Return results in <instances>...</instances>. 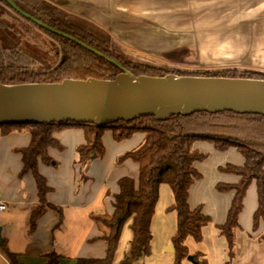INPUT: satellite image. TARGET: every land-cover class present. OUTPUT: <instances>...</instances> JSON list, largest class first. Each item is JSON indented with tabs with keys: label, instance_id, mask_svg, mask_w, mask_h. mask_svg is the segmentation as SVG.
<instances>
[{
	"label": "crops",
	"instance_id": "crops-1",
	"mask_svg": "<svg viewBox=\"0 0 264 264\" xmlns=\"http://www.w3.org/2000/svg\"><path fill=\"white\" fill-rule=\"evenodd\" d=\"M43 1L65 16L86 23L134 55L154 62L181 52H194L201 65L207 67L264 73V0ZM134 135L122 141L125 145L121 146L116 145L110 131L105 132L102 145L106 160L92 161L89 169L83 170L86 165L82 166L76 155V148L85 143L83 130L72 127L56 130L52 136L67 153L58 155L55 149L48 151L56 163L53 170L38 165V173L50 189L45 199L50 208L44 207L30 234L31 211L38 205V198L32 175H19L20 157L14 153L26 148L30 138L26 132L0 134V204L5 207L0 211V239L5 250L15 256L16 264H48V255L57 258V264L104 259L105 246L98 238L108 232L93 219L111 215L112 197L118 192L116 184L121 178H137V166L132 162L118 165L121 157L142 146L145 135ZM83 171H86L85 182L76 191ZM222 181L233 185L238 179ZM203 183L201 179L193 184L188 205L191 210L201 207L202 213L211 219L202 229L200 245L206 246L213 264H222L228 259L227 247L217 226L225 222L233 193L213 191L210 187L215 183L209 184L204 193ZM6 206L10 207L9 211ZM244 208L251 212L252 219L257 208L254 185L247 192ZM241 215L239 227L245 220ZM262 226L258 233L264 229ZM240 232L241 227L237 235ZM258 233L252 232L251 221V245L256 252L260 248ZM0 264H10L1 250ZM251 264H264V254L257 253Z\"/></svg>",
	"mask_w": 264,
	"mask_h": 264
},
{
	"label": "trees",
	"instance_id": "trees-1",
	"mask_svg": "<svg viewBox=\"0 0 264 264\" xmlns=\"http://www.w3.org/2000/svg\"><path fill=\"white\" fill-rule=\"evenodd\" d=\"M21 12L44 24L54 31L68 35L92 50L113 59L103 41L86 35L69 25L65 14L43 0H9ZM8 9L13 11L3 0ZM14 12V11H13ZM15 13V12H14ZM25 20V19H24ZM38 29L47 38L50 52L42 55L62 59L53 70H39L30 56L20 49L5 51L0 48V85H40L60 84L63 81H113L119 74L116 66L104 58L86 51L77 44L58 37L25 20ZM35 47V46H34ZM115 59V58H114ZM134 77L164 78L174 75L154 65H128L126 68ZM186 77L256 80L264 81V73L238 69H215L200 72L198 75H179ZM79 128L84 132V145L76 148V155L82 162L104 158L106 151L102 145L105 131L112 133L117 143L130 139L136 133L145 135L142 146L134 152L127 153L118 160V165L127 161L137 166V178L123 177L117 182L118 192L112 197L111 215L95 217L107 235L98 238L105 246L102 260H78L76 264H112L120 242L123 229L127 226L131 233L128 249L120 264H140L150 255L152 241L151 223L159 199L160 187L166 185L172 196V205L168 209L176 216V230L171 239L174 250V264H181L189 257L185 241L190 237L196 245L202 243V229L211 223V219L202 213L201 207L191 210L188 205L189 191L195 182L202 179L195 165L207 159L194 149L196 142L214 145L217 152L223 153L236 149L243 158V165L235 167L226 165L219 172L234 176L236 184L218 183L215 190L219 194L233 193V199L223 225L217 231L226 243L229 262L235 258L236 235L240 230L239 217L244 208V200L249 188L254 185L257 195V208L252 217V232L257 233L259 225L264 227V117L257 115H237L229 112L215 115L198 113L187 117H172L166 122L155 118L138 120L104 127L83 124H23L0 125V134L26 132L30 141L26 148L15 150L20 157V176L30 173L35 183L38 205L31 211L29 233L32 234L36 221L46 204V195L50 192L46 180L38 173V165L45 167L55 165L48 156L50 149L62 151L53 133L62 128ZM85 165V164H84ZM257 241L264 242V229ZM0 250L9 260L16 264L15 256L8 253L1 240ZM48 264H57V258L47 256ZM191 264H208L203 253L191 256Z\"/></svg>",
	"mask_w": 264,
	"mask_h": 264
},
{
	"label": "water",
	"instance_id": "water-1",
	"mask_svg": "<svg viewBox=\"0 0 264 264\" xmlns=\"http://www.w3.org/2000/svg\"><path fill=\"white\" fill-rule=\"evenodd\" d=\"M3 1L37 27L104 58L74 38L21 12L11 1ZM224 112L264 117V81L173 75L149 78L122 72L113 81L0 85V125L74 123L100 128L140 118L166 122L177 116ZM169 250L174 253L172 246ZM188 262H192L191 257Z\"/></svg>",
	"mask_w": 264,
	"mask_h": 264
},
{
	"label": "rangeland",
	"instance_id": "rangeland-1",
	"mask_svg": "<svg viewBox=\"0 0 264 264\" xmlns=\"http://www.w3.org/2000/svg\"><path fill=\"white\" fill-rule=\"evenodd\" d=\"M64 17L66 18L67 23L74 27L76 30L80 31L83 34H88L104 42L106 49L111 54V56H114L115 59H110L102 54L101 55L106 61L116 66L120 74L122 72H128L126 68L129 64L135 65L136 63L154 65L158 68L164 69L167 72L174 73L173 76L175 77H186L179 75H198L200 74V72L203 71L221 69L201 65V63L199 62L198 55H195L194 52L189 54H186V52H181L180 54L167 56L166 58H162L161 61L159 60L158 62H154L147 58L134 55L125 48L121 47L120 45L103 37L100 33L92 29L86 23H83L71 17ZM0 48L5 51H12L15 49H20L24 51L38 65L39 70L42 71L53 70V68L55 69L62 61V59L59 57H56L57 59H53L52 57L45 56L39 53L40 51L44 53L50 52V47L48 45L47 38L45 37V35L38 29L32 27V25H29L21 16L8 9L2 2H0ZM240 69L245 70L242 68ZM105 132L107 133V131ZM129 142L130 141H128V143ZM116 145L124 146L125 143L120 142ZM194 147L200 154H203L207 157L205 161L197 163L195 165L196 170L202 176V181L204 182V193H207L209 184L215 183L214 185L212 184V186L210 187L213 191H215V186L218 183L231 184L230 182H223L222 180L226 181L227 178H234L235 180L237 179L234 176L222 174L219 172V168L225 167L226 165H232L235 167H240L243 165V158L237 152L236 149L231 148L226 152L220 153L214 149L213 144L207 142H196L194 144ZM107 150L109 155V148H107ZM54 152L58 155H66L67 153L64 148H62V151ZM53 159L54 158H52V160ZM96 160L98 162H102L101 160H106V157ZM92 161H89V163H81L82 166L83 164L86 165L83 170L89 169ZM53 163H55L54 160ZM54 167L55 165L46 168L48 170H53ZM81 175L82 180L78 181L79 185H76V191L81 190V187L85 182L84 180L86 176V171H83ZM194 184H196V182ZM171 205V192L166 185H163L160 187L159 190V199L151 223L152 241L150 247V255L146 257L143 261H141L140 264H174V253L169 250V247L172 246L171 239L176 230V216L174 213L168 211ZM6 207V211H9L10 207ZM242 216L243 218H245V220H243V224H240L241 232L237 235V243L235 248L236 258L233 259L234 261L232 260L233 262L231 264H251L252 259L256 258L257 253H259L260 255L264 254V242L258 243L257 241V245L260 247L258 249V252H256L255 247L251 245V242H253V237L251 234V212H248V210L244 208L241 218ZM243 225L250 227V229L246 230ZM260 226H262V224H260L259 227ZM260 233H258V235ZM130 240L131 233L128 227L126 226L122 231L118 250L112 264H120L124 254L128 249V244ZM185 246L188 249V258H190L195 253L200 252L206 255L208 259V264H213L211 261V257L207 252L208 250L206 246L196 245L190 237L186 239ZM188 258L181 264H191L190 262H188ZM228 263H230L229 259L226 258L225 262L222 264Z\"/></svg>",
	"mask_w": 264,
	"mask_h": 264
},
{
	"label": "built area",
	"instance_id": "built-area-1",
	"mask_svg": "<svg viewBox=\"0 0 264 264\" xmlns=\"http://www.w3.org/2000/svg\"><path fill=\"white\" fill-rule=\"evenodd\" d=\"M4 210H5L4 205L0 204V211H4Z\"/></svg>",
	"mask_w": 264,
	"mask_h": 264
}]
</instances>
